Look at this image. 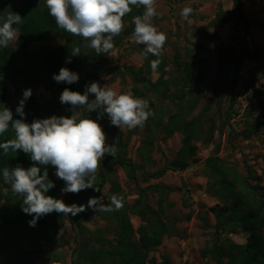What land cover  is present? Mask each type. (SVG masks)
<instances>
[{"label": "rangeland", "instance_id": "obj_1", "mask_svg": "<svg viewBox=\"0 0 264 264\" xmlns=\"http://www.w3.org/2000/svg\"><path fill=\"white\" fill-rule=\"evenodd\" d=\"M35 2L43 7L46 0ZM155 7L157 16L152 19V24L167 36L161 54L166 59L167 68L162 77L152 71L149 78L152 83L169 82L176 77L175 61L182 64L201 62V72L205 74L203 81L183 92L186 99L195 101L190 118L200 116L205 132L213 124L212 138L208 142L205 134L193 142L197 148L196 164H191L184 171H167L159 178H148L177 157L182 146V135L175 133L170 138H165L162 134L155 133L151 152L143 155L139 149L144 146L146 137L144 126L119 129L110 124L107 114L99 115L93 120L101 124L107 142L112 136L119 135L127 144L123 157L131 160L137 168L133 180L125 170L119 166L114 167L113 172L106 175L100 202L105 207H110L111 198L116 196L129 208L140 203L142 207L147 206L155 213L152 220L158 218L165 228L161 246L150 254L157 263L160 264L163 258H167L171 264H217L210 255L214 243L219 246L225 240H230L233 244L243 245L247 234L241 230L229 234L230 231L216 228L214 213L223 207V202L212 189L215 180L208 174L206 161L216 157L225 169L236 171L247 178L249 170L253 175L251 184L264 190V0H243V13L252 26L245 32L244 27L239 24L237 33L233 30L235 18L232 14V0H156ZM184 7L194 9L188 20L181 16ZM144 11L143 6H135L123 20L124 30L113 38L114 48L107 54L98 55L88 47L90 41L81 39L82 53L87 56L93 52L95 59L87 57L83 65L73 71L79 75V81L74 85L84 80L86 70L95 73V82L101 87H110L120 94L131 91V79L126 68H141L145 50V45L137 44L133 37L134 17L141 16ZM24 42L17 33L16 39L9 43L7 49L12 54H17L23 46L28 54H36L41 46L58 48L65 44V40L59 36H51L43 43ZM254 47L262 52L261 56L243 61L237 82L230 88L233 67L230 66L229 74L223 77L218 53L227 50L237 56L241 50H245L251 54ZM17 67L22 68V63ZM219 78L222 82L218 81ZM3 83L9 92V109L17 108L18 101L23 97V90L30 88L44 117L60 115L58 96L63 82L57 83L52 77L24 81L17 76L14 80ZM168 86V98L160 100L153 95L148 97L157 106L175 112L177 101H172V96L178 92L174 86ZM94 99V95L90 94V100ZM75 111L77 120L81 119L83 108ZM101 171L99 167L96 174ZM210 171L212 174L216 173L214 170ZM7 193V189L1 188L0 196ZM59 199L66 203L60 195ZM13 206V202L0 200V216L3 210H11ZM79 216L80 220L65 216L59 221V227H52L47 233L40 235L43 255L39 264H84L78 262L81 249L93 252L102 245H115L118 231L110 211L97 212L86 207ZM128 219L133 232L130 240L136 245V231L142 223L135 215H129ZM12 241L16 247L7 245L9 249L6 255L0 257L1 263H10L11 258L16 256L15 250L27 251L29 248L27 242ZM222 263L228 264V260L223 258Z\"/></svg>", "mask_w": 264, "mask_h": 264}, {"label": "trees", "instance_id": "obj_2", "mask_svg": "<svg viewBox=\"0 0 264 264\" xmlns=\"http://www.w3.org/2000/svg\"><path fill=\"white\" fill-rule=\"evenodd\" d=\"M242 2L243 0H232V14L235 18L233 24L234 33L239 31V24L244 27L245 32H248L252 26V23L248 22L243 13ZM131 7L133 11L135 6ZM11 13H18L22 17L23 22L18 25L14 24L13 28L25 40V44L43 43L51 36H59L65 40V44L58 48L41 46L36 54H28L23 46L19 48L17 54H12L7 47L0 48V110L4 106H8L9 98V92L3 81L14 80L17 76L24 81L47 79L53 77V74H58L62 67L75 71L83 65L87 57H90L91 60L95 59L93 52H90L87 56L82 53L80 48L82 37L68 33L55 23L54 18L49 14L46 3L43 7H40L36 4L35 0H0V25L5 21L7 15ZM129 14H126L123 20ZM77 47L80 48V55L72 56L73 49ZM261 54L262 52L256 47L253 48L251 54L245 50H241L237 56L232 51L229 52L227 50L218 53L220 73L223 77L229 74V67H233V79L230 88L237 82L238 72L243 61L252 57L259 58ZM143 56L144 64L141 68L138 70L126 68L127 74L131 79L133 96L136 98L142 97L147 100L150 111L153 113L143 124L146 137L143 142L144 146L139 149V152L143 155L151 152L155 133H160L165 138H170L175 133L182 135V146L177 157L161 170L148 176V178H159L167 171L180 172L186 170L191 164H196L198 162L196 158L197 148L193 142L199 140L205 134L209 142L212 138L214 126L211 124L208 131L205 132L203 130L204 122L200 116L190 118L195 101L186 99L183 92L184 89L194 88L203 81L205 74L201 72V62L182 64L175 61L176 77L172 78L169 82L162 83L161 81H157L152 83L149 78L152 71L159 74L160 77L165 74L167 68L166 59L163 55L159 57L152 54L146 55L145 50L143 51ZM69 59H71V63H67ZM155 60H159L160 63L154 70L151 67V63ZM20 62L23 65L22 68L17 67ZM84 76V80L79 84L66 85V83H63L59 88L58 103L60 105V115L55 116L69 118L72 116L73 110L71 105L61 104L59 97L65 88L83 94L86 91V86L97 79L95 73L91 71L85 70ZM221 80L219 78L218 81L222 82ZM168 85L174 86L175 90L179 93L172 96V101H177L175 112H171L162 106H157L148 97L149 95H153L160 100L168 98ZM24 111L26 117L23 119L27 123H31L35 119L46 118L43 116L41 107L33 95L25 102ZM12 112L14 120L21 119L16 113V108ZM53 115L51 114L50 117ZM98 116V111L88 112L86 108H83L81 119H95ZM262 126L264 127V123ZM14 138L15 132L10 125L8 131L0 135V143ZM108 143H114L116 152L114 156L106 155L100 163L102 171L100 174H95L93 184L94 188L98 189V191L94 190V188H89L82 190L78 194L63 193L61 189L65 187V182L55 175V168L51 165L44 166L37 164L35 166L41 168V174L47 170L49 180L55 184V187L50 189L46 195L57 199H59L60 195L68 205L75 203L86 206L90 197H101L106 175L112 173L114 167L119 166L134 180L137 168L131 160L123 157L127 145L126 142H123L119 135H115L110 138ZM206 165L209 168L207 170L208 174L215 180L212 184V189L223 202V207L214 213L216 228L226 232L230 231L229 234H234L238 230L247 234L243 245L233 244L230 240H225L219 246L214 243L210 255H212L217 264H223V258L228 260V264H264V190L260 186L251 184L253 175L249 170V177H243L236 171L225 169L219 164V159L216 157L209 158L206 161ZM16 166L27 169L33 166V162L30 156L22 151H10L5 155L3 150L0 149V180L2 182L0 190L1 188L8 190L7 195L0 196V200L6 203H14L11 210H3L0 216V257L6 255L8 252L9 248L7 245H10L12 248L16 247L12 239L16 240V242H27L29 248L27 251L15 250L16 256L11 258L10 263L0 262V264H39V260L43 255V250L40 246V235L47 233L52 227H59V223H61L59 221L63 220L65 216L53 212L41 217L35 227L29 226L28 221L33 217L23 213L21 209L23 197L15 194L11 186L3 180L2 170L5 167L11 169ZM210 169L216 171V173L212 174ZM122 205L119 210H115L114 205L110 206V208H113L110 211V215L118 231L115 245H111V243L106 246L102 245L97 251L93 252L81 249L78 254L79 263L159 264L154 257H150V254L162 244V237L165 233L164 225L158 218L152 220L151 217L155 216V213L147 206L142 207L140 203H137L132 208H129L125 202H122ZM129 215L137 216L142 223L136 231L138 235L136 245L130 240L133 232L128 219ZM68 218L80 220L79 214L76 216L69 214ZM160 264L171 263L167 258H163Z\"/></svg>", "mask_w": 264, "mask_h": 264}, {"label": "clouds", "instance_id": "obj_3", "mask_svg": "<svg viewBox=\"0 0 264 264\" xmlns=\"http://www.w3.org/2000/svg\"><path fill=\"white\" fill-rule=\"evenodd\" d=\"M156 0H46L49 14L55 23L74 36H80L90 41L88 47L99 55L107 54L114 48L113 38L124 30L123 18L131 13V6H143L145 11L141 16L134 17L133 37L137 44L145 45V54L159 57L167 41L165 33L160 32L152 24L157 16ZM194 9L184 7L181 11L183 19L188 20ZM22 17L18 13L8 14L0 25V48L8 47L17 37L14 24H21ZM80 48L73 49L72 56H79ZM71 63V59L67 61ZM159 60L152 61L155 70ZM52 79L57 83L73 84L79 81V75L62 67ZM89 94L95 99L90 100ZM32 96V90H23L16 113L21 119H13V112L4 106L0 110V135L6 133L11 125L15 138L0 143V149L7 155L10 151H22L30 156L33 166L25 169L16 166L2 170L3 180L11 186L12 191L23 197L21 209L23 213L32 216L28 221L30 227H35L38 220L53 212L68 216H76L87 208L93 211H112L113 208L101 204L100 198L90 197L87 206L75 203L68 205L63 200L46 195L55 187L49 180L48 171H43L35 165H51L55 175L65 182L61 189L63 193L78 194L82 190L94 188L95 174L106 155L114 156V143L107 142V136L97 120L83 118L77 120V108H86L88 112L98 111L99 115L107 114L110 124L119 129H134L143 126L150 115L149 103L145 99L136 98L131 91L120 94L110 87H101L97 82L86 86L81 94L65 88L59 99L61 104H69L73 115L69 117L51 116L45 119H35L25 122V102ZM98 191V189L94 188ZM115 210H119L122 200L116 196L111 198Z\"/></svg>", "mask_w": 264, "mask_h": 264}]
</instances>
